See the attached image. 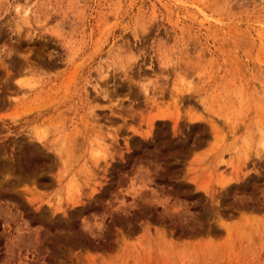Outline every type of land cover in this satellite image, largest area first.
Wrapping results in <instances>:
<instances>
[{"label": "rangeland", "instance_id": "obj_1", "mask_svg": "<svg viewBox=\"0 0 264 264\" xmlns=\"http://www.w3.org/2000/svg\"><path fill=\"white\" fill-rule=\"evenodd\" d=\"M0 264H264V0H0Z\"/></svg>", "mask_w": 264, "mask_h": 264}]
</instances>
